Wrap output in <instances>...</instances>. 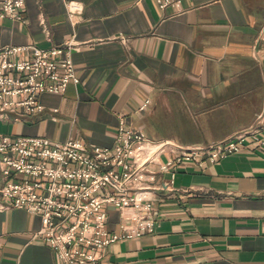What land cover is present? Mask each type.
I'll return each mask as SVG.
<instances>
[{"label":"crops","instance_id":"1","mask_svg":"<svg viewBox=\"0 0 264 264\" xmlns=\"http://www.w3.org/2000/svg\"><path fill=\"white\" fill-rule=\"evenodd\" d=\"M68 2L82 6L75 24ZM181 10L24 0L21 21L0 20V48L71 42L78 82L41 94L35 115L0 119V134L108 147L122 116L151 140L206 146L254 128L264 116V0H181ZM155 198L154 232L110 245L101 264H264V142L203 169L186 163ZM108 217L113 228L118 213ZM39 228V216L0 210V264H62Z\"/></svg>","mask_w":264,"mask_h":264},{"label":"built area","instance_id":"2","mask_svg":"<svg viewBox=\"0 0 264 264\" xmlns=\"http://www.w3.org/2000/svg\"><path fill=\"white\" fill-rule=\"evenodd\" d=\"M153 2L161 11H182L181 0ZM23 7L24 0H0V20L21 21ZM81 12L79 3L66 4L72 24ZM70 48L71 42L50 49L0 48V119L35 115L42 109L41 94L61 95L68 84L78 82ZM145 107L146 102L138 110ZM259 119L251 130L206 146L151 140L122 116L108 147L0 134V210L39 216L35 236L62 264H101L110 245L154 232L155 194L172 186L183 165L203 169L246 146L262 144L264 116ZM109 210L118 213L113 228Z\"/></svg>","mask_w":264,"mask_h":264},{"label":"rangeland","instance_id":"3","mask_svg":"<svg viewBox=\"0 0 264 264\" xmlns=\"http://www.w3.org/2000/svg\"><path fill=\"white\" fill-rule=\"evenodd\" d=\"M3 128H4V125H2L1 122H0V131H2Z\"/></svg>","mask_w":264,"mask_h":264}]
</instances>
